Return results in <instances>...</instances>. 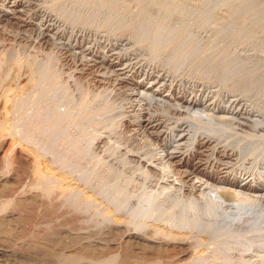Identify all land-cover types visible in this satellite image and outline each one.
<instances>
[{"label":"rangeland","instance_id":"obj_1","mask_svg":"<svg viewBox=\"0 0 264 264\" xmlns=\"http://www.w3.org/2000/svg\"><path fill=\"white\" fill-rule=\"evenodd\" d=\"M5 1L0 0V249L7 252L0 264H166L177 248L161 246L160 251L126 235L147 226L148 235L155 236V228H162L156 219L132 209L143 207V191L158 201L177 199L172 194L178 187L161 191L167 187L162 176H182L158 159L164 143L144 129L142 115L165 112L176 118L186 104L150 107L134 82H125L98 53L128 40L115 52L163 71L181 85V94L207 97L222 107L239 98L264 113V0H32L11 15L4 14ZM38 10L66 27L58 34L38 29ZM92 46L97 53L89 55L85 49ZM223 110L204 113L231 122L237 142L254 143L256 153L241 157L244 166L264 163L263 124ZM148 158L155 164L148 166ZM41 177L52 183L46 189L57 187L62 198L71 192L72 199L87 203L79 223L24 201L43 193L47 183ZM125 191L133 193L127 208L120 202ZM99 241L114 245L99 246Z\"/></svg>","mask_w":264,"mask_h":264},{"label":"bare ground","instance_id":"obj_2","mask_svg":"<svg viewBox=\"0 0 264 264\" xmlns=\"http://www.w3.org/2000/svg\"><path fill=\"white\" fill-rule=\"evenodd\" d=\"M31 2L32 0H6L4 7L7 9V11L5 9V13H3L11 15L15 12L21 11V9H25L24 7H26L28 4H31ZM38 13V16L40 17L39 19H41L40 24H34L39 27L38 29L47 32L50 30H55V34H58L61 30H63V28L66 27V24H62V22L58 20L59 18H54V16L49 12L38 10ZM24 25L27 26L31 24L24 22ZM87 32H85L84 30H80V33L82 34ZM128 43V40H122L116 43L113 42L112 44H114V46L105 45L107 47H111L107 49V47L104 46L105 51L103 53L99 52L98 55L100 56H98L97 54L96 55L106 65L114 68L120 76H124L123 80L125 82L133 81L138 88V95L142 98H147L146 100H149L148 104L150 105V107L155 104H162L164 106L166 105L168 107H171L173 106L170 105L171 103H175L177 106V101L186 104L184 107V110H186L183 112L184 114H180V112L179 114H177L176 118L173 116H167V113L165 112L164 114L160 113L155 115L148 112L147 117L144 114L142 115V118H144L142 122L144 124V129L149 130L150 135L151 133L154 134L159 140H162L164 143L165 149L161 150V152L158 151L159 153L156 154L159 156L158 159H161L163 163H166L169 168H172V170L177 169V171L182 174L179 180L176 178L172 179V177L169 176L167 170L168 176H162L163 180L164 177H166L163 184L167 187L163 186L160 188L159 186V188L163 192L166 191L170 193V191L167 190L175 189L176 187H178L179 190L177 193H182L183 195L188 196L189 201H179L182 200V198L178 197V194H172L173 196L175 195L177 199L170 196L171 198H168L170 202L166 201V198V200L164 199L163 201H158L157 199L153 198V195V197L150 195L152 193L148 194L149 192L146 193L145 191H143V193H141V197H144L145 201H150L149 204H146V202L142 199V203L144 204L143 207L141 206V208L140 206H138L132 210L134 212L138 211V213L142 214L144 217H154L157 221V224L159 223L163 229L157 227L158 229L155 228V230H157L155 231V236L153 234V236H149L146 232L147 226L146 228H144L143 226L145 223L144 222L142 224L143 228H141L140 226V229H142L143 231L141 230L140 233L128 232L129 234L127 233L126 236L131 239H135L138 242L141 241L146 244H156L160 246L157 247L160 249V251H162L161 246H171L173 248H177V253L174 255V257L168 260L166 264H264V207L262 205L264 204V163L255 165L253 166L254 168L244 166L243 162L245 160H243V162H240L241 157H243L244 155L253 156V154L256 153L253 149V147L255 148V146H253L254 143L249 140L243 143L237 142L238 139H233V137H236L234 136L235 134L231 132V122L221 121L222 117H220L221 119H217L212 115H207L204 113V110L216 113L220 111L222 112V109H224L223 111H225V113L235 116V118L238 117V119L240 120L242 118H247L246 121H250V119L253 118V120H255L257 124H255L254 121L252 123L255 125L259 124V126H262L261 124H263L264 126V123L260 121V119H264V113L255 111L254 109H252V106L249 107L248 105H246L243 99L239 98L230 100L229 104L222 107L220 106L221 104L217 105L214 101H209L210 98L207 97H204L205 99L202 100V96L197 97V95L195 94L189 96L181 94V85L178 82H175L176 80L170 81L168 78L169 76H166L163 71L161 72L155 70L154 68H148L142 64V60H140L141 62H139L138 59L137 61L130 56L128 57V55L125 56L118 53L117 51L115 52L118 46L125 47L129 45ZM93 46L85 49L87 54L92 55L97 53L95 47ZM148 111L150 110L148 109ZM173 113L174 111L170 114ZM203 120H205L206 123H203ZM222 138H224L225 141H222ZM143 149L145 150V146ZM149 149L151 150V147ZM150 150L147 154H149ZM142 153V156L144 158V155L146 154H144V151ZM151 154L149 156L152 157L153 154ZM127 155H129V153ZM139 155L140 153L138 154V157ZM215 155L218 156V159H215L217 157H214ZM147 156L148 155H146V159ZM134 157H137V154ZM150 159L148 158V160H146L148 166L152 165L153 163H151L152 160L149 161ZM222 159L224 160L223 162ZM139 160L142 161V159ZM232 160H234L235 162H233ZM159 161L157 160V162ZM4 163L6 164L5 161ZM160 164L162 165V163ZM157 166L158 165L154 166L156 167L155 170H157ZM166 167L164 166L163 168L166 169ZM147 171L149 170H146L145 172ZM164 172H166V170ZM180 173H178V175H180ZM167 174L164 173L163 175ZM153 175L154 174H152L151 176L153 177ZM143 178L145 179L147 177L145 176ZM41 179H45L42 180L44 182L47 178L41 177ZM156 179L159 180V177H157ZM129 181L132 180L130 179ZM39 182L41 183V181L38 180V183ZM46 183L47 184L43 183L45 185L42 187H45V191L42 190L43 193H40V196H37L36 198L29 197L28 199H24V201L26 200L25 202H28V204L29 202H31L30 204L34 203V206L36 205L37 209L41 212L53 211V213H56L57 217H61V220H63V218H72L74 223H79V220L83 219V217H80V215L85 216L83 213H85L84 208L86 206L84 205L87 203H84V201L82 204L78 201H75L76 198L72 199L70 196L72 194L71 192V194L69 193L70 195L68 193L64 194V196L67 195L66 199L62 198L63 194L60 193L62 191H55L57 187L54 189V191L52 190L53 188L46 189V185L48 187L50 186V184H52L47 181ZM132 183L134 182H130V184ZM127 185L129 187V184ZM159 185L162 186V184ZM225 186H229L234 189L230 190ZM125 189L128 188L125 187ZM125 192L126 193H123L120 202L122 207L127 208L130 205V203L129 205H127V202L129 201V199L131 198L130 196H132L133 193L130 191ZM251 192L256 194H249ZM226 193L228 195H231V197L225 199L224 196ZM35 194H37V192ZM22 195H24V197L30 196V194ZM10 201L12 202L13 200ZM10 201L9 203L7 202V206H13V203L11 205ZM4 202L5 200L3 201V203ZM17 203L19 204V202ZM142 203L140 202L141 205ZM14 216L15 215L12 214L10 218H13ZM174 232L180 233V235L184 234L183 237L185 238H181L179 234L176 235L174 234ZM152 233H154V231H152ZM96 243L99 246L104 245L107 247L113 244L111 242L104 243L101 241ZM143 246L145 245L143 244ZM6 252L7 250L5 251V249H0V257H3Z\"/></svg>","mask_w":264,"mask_h":264}]
</instances>
